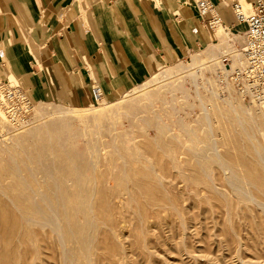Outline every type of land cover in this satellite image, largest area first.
Instances as JSON below:
<instances>
[{
	"label": "rangeland",
	"instance_id": "1",
	"mask_svg": "<svg viewBox=\"0 0 264 264\" xmlns=\"http://www.w3.org/2000/svg\"><path fill=\"white\" fill-rule=\"evenodd\" d=\"M246 32V23L241 33L215 27L213 40L189 58L163 67L115 100L74 108L27 92L33 105L29 114L17 123L7 117L0 121V223L15 225L21 208L38 202L28 194L29 185L47 192L57 181L59 191L72 189L75 195L71 202H59L60 210L62 204L66 209L61 219L64 212L68 216L62 226L70 232L73 264H264V103L246 97L233 80L246 61L231 69ZM6 79L29 89L15 76L1 81ZM97 156L96 181L91 164ZM232 162L241 168L234 170ZM70 216L83 234H98L92 263L72 234ZM2 224L1 237L10 234ZM46 228L40 232L49 233ZM8 244V250L4 245L0 250V264L1 254L13 249ZM47 254L44 263L61 264L56 247Z\"/></svg>",
	"mask_w": 264,
	"mask_h": 264
},
{
	"label": "crops",
	"instance_id": "2",
	"mask_svg": "<svg viewBox=\"0 0 264 264\" xmlns=\"http://www.w3.org/2000/svg\"><path fill=\"white\" fill-rule=\"evenodd\" d=\"M252 1L211 0L221 25L240 33L233 4ZM213 31L193 0H0V81L12 75L36 99L84 108L93 89L118 99Z\"/></svg>",
	"mask_w": 264,
	"mask_h": 264
},
{
	"label": "bare ground",
	"instance_id": "3",
	"mask_svg": "<svg viewBox=\"0 0 264 264\" xmlns=\"http://www.w3.org/2000/svg\"><path fill=\"white\" fill-rule=\"evenodd\" d=\"M245 5V4H244ZM245 9H246V11L247 12H250L252 9H251V5L249 4V3H247L245 6ZM218 28H220V27H222V29H223V26L219 23V24H217L216 25ZM247 35V34H246ZM244 48H245V45L240 49V50H237V54H236V57H234L233 58V63H231L232 64V66H231V69H236L239 65H243L244 63H245V61H246V66H247V59H246V56L244 55ZM230 67V66H229ZM246 68V67H245ZM244 68V69H245ZM262 103H264V101H262ZM113 109V108H112ZM118 111V110H117ZM82 112V111H81ZM206 112V111H205ZM60 114H63V115H65V113L64 112H61ZM104 114V113H103ZM207 114V113H206ZM108 116V115H107ZM107 116H105V117H107ZM6 118V116H5V114H4V112H3V110L0 108V121H1V119L2 120H4ZM97 118V117H96ZM208 119V118H207ZM209 121V120H208ZM209 123H210V121H209ZM210 129H211V127H210ZM32 133V132H31ZM30 133V134H31ZM34 133H32V135H33ZM35 135V134H34ZM207 136V135H206ZM212 136H213V134H212ZM251 136V135H250ZM250 137H248V139H249ZM251 139V138H250ZM215 140H216V138H215ZM214 141V140H213ZM232 141V140H231ZM215 142V143H214ZM213 143V145L212 146H216L217 147V145H216V141H214ZM115 143V142H114ZM114 143L111 145V146H113V148H115L114 147ZM100 145V144H99ZM99 146H97V148H98ZM94 148V147H93ZM93 148L91 149V150H93ZM95 149V148H94ZM105 149V148H104ZM106 149H107V147H106ZM214 149V148H213ZM216 149V148H215ZM245 149V148H244ZM247 150V149H246ZM103 151H101V154L103 155V153H102ZM216 154H217V156H219L218 155V153H217V149H216ZM257 152L259 153V151L257 150ZM100 153V152H99ZM99 153H97V155L99 154ZM14 155V154H13ZM16 155V154H15ZM14 155V156H15ZM93 155V154H92ZM94 155H95V153H94ZM101 155V156H102ZM17 156V155H16ZM101 156H99V157H101ZM224 156V155H223ZM234 157H236L235 155H233ZM250 156V155H249ZM21 157H24V158H26L25 156H21ZM42 157V156H41ZM40 157V158H41ZM92 157V156H91ZM94 157V156H93ZM98 157V156H97ZM96 158L97 160L95 161H93L92 160V164H91V166H92V170H93V172L95 173L94 174V176H95V178H96V181L98 180V175H97V172H98V169H97V165H98V163H99V159L100 158ZM194 157V156H193ZM209 157V156H208ZM233 157V158H234ZM12 158V157H11ZM20 158V157H19ZM19 158H16V160L17 159H19ZM227 158V157H226ZM226 158H224V161L225 160H227ZM237 158V157H236ZM13 159H15V158H13ZM30 159V158H29ZM123 159V158H122ZM221 159V158H220ZM231 159V158H230ZM15 160V162L17 163V161ZM26 160V159H25ZM25 160H23V161H25ZM234 160V159H233ZM238 160V159H237ZM243 160V159H242ZM248 160V159H247ZM263 161H264V159H262ZM18 161H20V160H18ZM31 161V160H30ZM40 161V160H39ZM26 162V161H25ZM74 162V161H73ZM75 162H77V161H75ZM221 162V161H220ZM228 162V161H227ZM222 163H223V161H222ZM233 164H231L232 166H233V169L235 170L236 169V166H235V164H234V162H232ZM242 163L243 162H241V166H244V165H242ZM245 163V162H244ZM15 164V163H14ZM41 164H43V162L41 163ZM49 164V163H48ZM18 165H20L19 163H18ZM17 164H16V168H17V166H18ZM33 165V164H32ZM40 165V164H39ZM223 165H225V167L224 168H227V170L228 169H230L231 168V166L229 165V164H227V163H223ZM237 165V164H236ZM21 166V165H20ZM26 166V165H25ZM41 167L42 166H44V164L43 165H40ZM40 166H38V167H40ZM135 166V165H134ZM234 166H235V168H234ZM239 166V165H238ZM11 167H13V166H11ZM29 167V166H28ZM28 167L26 166V168H27V170H29L28 169ZM37 167V166H36ZM44 167H46V166H44ZM221 167H222V165H221ZM18 168H20L19 166H18ZM241 167L239 166V167H237V169H240ZM35 170H36V168H34ZM39 169V168H38ZM48 169H51V168H47V170ZM236 169V170H237ZM243 169H245V167H243ZM243 169H241V171H242V173H243ZM12 170V169H11ZM21 170V169H20ZM31 170V169H30ZM102 170V169H101ZM246 170H247V168H246ZM248 170H249V168H248ZM8 171V170H7ZM13 171V170H12ZM32 171V170H31ZM44 171V170H43ZM241 171H239L240 173H241ZM20 172V171H19ZM21 172H22V170H21ZM20 172V173H21ZM28 172V171H27ZM37 172V171H36ZM38 172L40 173L41 171H40V169L38 170ZM37 172V173H38ZM69 172H71V171H69ZM100 172H104L103 170L102 171H100ZM237 172V171H236ZM247 172H249V171H247ZM29 173V172H28ZM38 173V174H39ZM43 174L41 175L42 177H45L46 175L44 174V172H42ZM49 173V172H48ZM51 173L52 172H50V175H51ZM13 174V173H12ZM17 174V173H16ZM30 174V173H29ZM99 175H101L100 173H98ZM246 174V172H244V175ZM248 174V173H247ZM247 174H246V176H247ZM7 175V174H6ZM26 175V174H25ZM24 175V176H25ZM44 175V176H43ZM49 175V174H48ZM49 175V176H50ZM240 175H242V174H240ZM8 176V175H7ZM16 176V175H15ZM23 176V175H22ZM23 176V177H24ZM70 176V175H69ZM94 176H93V178H94ZM102 176V175H101ZM16 177H18V175L16 176ZM26 177V176H25ZM27 177H28V174H27ZM38 177V176H37ZM235 177V176H234ZM233 177V180L235 179ZM242 177V176H241ZM30 179H31V177H29ZM41 178V177H40ZM39 178V179H40ZM48 178V176L46 177V179ZM52 178V177H51ZM75 178V177H74ZM128 178V177H127ZM245 179H246V177H244ZM248 178V177H247ZM250 178V177H249ZM35 179H36V177H35ZM44 179V178H43ZM102 179V178H101ZM106 178H104V180H105ZM239 179H241L240 177H239ZM20 180H22V179H20ZM51 180V179H50ZM91 180V179H90ZM94 180V179H93ZM232 180V181H233ZM244 179H242V181H243ZM247 180V179H246ZM26 181V180H25ZM31 181V180H30ZM29 181V182H30ZM33 181V180H32ZM35 181V180H34ZM37 181V180H36ZM47 181V180H46ZM52 181H53V179H52ZM56 181V180H55ZM92 181V180H91ZM95 181V182H96ZM235 181H237L236 179H235ZM22 182H24V180H22ZM41 182L42 181H40V184H41ZM49 182V181H48ZM61 181H59V183H60ZM102 182V181H101ZM239 182V181H238ZM25 183V182H24ZM50 183H52V182H50ZM50 183H48V184H50ZM62 183V182H61ZM228 183V182H227ZM232 183V182H231ZM247 183V182H246ZM245 182H244V185L245 186H247L249 183H247L246 184ZM252 183V182H251ZM1 184V183H0ZM29 184H33V182L32 183H29ZM28 184V185H29ZM47 184V185H48ZM56 184L57 185H55V187L57 186V189H54L55 187L53 186V184H52V187H54V188H52V187H49L50 189H48V191L47 192H45V191H41V190H37L35 187L37 186L36 185V183H35V185H34V187H33V185H29V186H32V188L30 189V192L28 193V194H31L32 196H33V198H34V200L36 199L35 197H37L38 196V202L40 201L39 200V197L43 200V204L44 205H42L40 202L37 204V203H31V202H29V203H27L26 205H24L23 206V208H21V212H20V215H18L19 217H17V218H15V225H13V226H10V227H12V228H14V229H18L17 230V232L16 231H14V229H12V228H10V227H7L5 224H2V223H0V224H2V227L3 228H5L6 229V227H7V229H9V231H10V234L9 233H7V236H3V237H1L0 236V250L3 248V245H4V247L6 246V248L5 249H7V243H10V244H13V249L12 250H9V251H4L1 255H2V263L3 264H46V263H44V258H43V255L44 254H46V253H50V251H51V249L53 250V248L54 247H56L57 248V252H59L60 254H61V257H62V261L60 262L61 264H73L74 262H75V257H74V255H75V251H74V249H72L71 250V248H70V246H68V241L70 240V238H71V236L69 235V233H68V231H67V229H66V231H65V228L62 226V219H64L66 216V214L65 213H67V212H64V215L62 216L63 218L61 219V213H62V210L63 209H65V208H63V204H65V203H68V201L70 200V199H72V198H74L75 197V195H72V193L70 194V192L72 191V189L70 190V192L68 191L69 189H67V191L64 189V191L63 192H61V191H59L58 190V183H57V181H56ZM81 185H84L83 183H80ZM233 184V183H232ZM234 184H237V183H234ZM254 184V183H253ZM22 185V184H21ZM25 185H26V183H25ZM45 185H46V183H45ZM45 185H42L41 187L44 189V187H45ZM62 184H60V186H61ZM80 185V186H81ZM255 185H256V182H255ZM44 186V187H43ZM79 186V185H78ZM77 186V187H78ZM144 186V185H143ZM233 186V185H232ZM62 187V186H61ZM64 187V186H63ZM83 187V186H82ZM85 187V186H84ZM250 187V186H249ZM251 187H252V185H251ZM19 188V187H18ZM22 188V187H21ZM38 188H40V187H38ZM81 188V187H80ZM246 188H248V187H246ZM41 189V188H40ZM62 189V190H63ZM74 189H77V188H74ZM73 189V190H74ZM82 190L84 189V188H81ZM97 189V188H96ZM100 189V188H99ZM249 189V188H248ZM253 189V188H252ZM0 190H1V188H0ZM7 190H9V189H7ZM45 190V189H44ZM81 190V192H83ZM86 190H88V189H86ZM241 190V189H240ZM2 191V190H1ZM58 191H59V194H58ZM5 192V191H4ZM73 192V191H72ZM27 192L25 191V194H26ZM74 193V192H73ZM239 193V192H238ZM243 193H245V194H247L245 191H243ZM8 194H10V193H8ZM7 193L6 194H4V195H8ZM14 194V193H13ZM20 194H22V193H20ZM24 194V195H25ZM28 194H27V197L29 198V196H28ZM82 194H85V191L82 193ZM94 194V193H93ZM99 194H101V192H99ZM232 194V193H231ZM89 195H90V193H89ZM92 195V194H91ZM242 195V194H241ZM249 195V194H248ZM18 196V195H17ZM26 196V195H25ZM84 196V195H83ZM243 196V195H242ZM77 197H79V196H77ZM90 197V196H89ZM244 197H246V196H244ZM14 198V197H13ZM25 198V197H24ZM33 198H32V200H33ZM83 198V197H82ZM88 198V197H87ZM94 198V197H93ZM109 198V197H108ZM250 198L251 199H253L254 200V197L253 196H251L250 195ZM18 199V198H17ZM66 200L67 202H65L64 201V203L62 204V206H61V208H62V210H60V208H59V204L61 205V203H59L60 201H62V200ZM90 199V198H89ZM99 200V199H98ZM105 200V199H104ZM110 200H112V199H110ZM109 200V201H110ZM162 200V199H161ZM249 200V199H248ZM252 200V201H253ZM88 201V200H87ZM100 201H102L101 199H100ZM18 202H21V201H18ZM23 202V201H22ZM21 202V203H22ZM35 202V201H34ZM69 202H71V200L69 201ZM75 202V201H74ZM84 202V201H83ZM94 202V201H93ZM103 202V201H102ZM107 202H108V200H107ZM245 202V201H244ZM243 202V203H244ZM76 203V202H75ZM91 203V202H90ZM110 203H111V201H110ZM110 203H109V205H110ZM11 204H12V202H11ZM36 204V205H35ZM73 204V203H72ZM78 204V203H77ZM102 204V203H101ZM20 205V204H19ZM70 205H71V203H70ZM69 204H68V209H69V206H70ZM104 205V204H103ZM109 205H107V206H109ZM11 206H13V205H11ZM66 206V205H65ZM80 206V205H79ZM89 206H91L92 207V204L91 205H89ZM99 206V205H98ZM106 206V205H105ZM174 206V205H173ZM13 207H15V206H13ZM45 207H47L48 208V210L45 208ZM76 207H77V205H76ZM85 207V206H84ZM83 207V208H84ZM86 208V207H85ZM93 208V207H92ZM105 208H107V207H105ZM105 208H104V210H105ZM109 208V207H108ZM107 208V209H108ZM16 209H17V207H16ZM73 209V208H72ZM97 209V208H96ZM111 209V208H110ZM18 210H20V209H17V213H18ZM66 210V209H65ZM65 210H63V211H65ZM70 210H71V206H70ZM70 210H68L69 212H70ZM73 211V210H72ZM91 211L93 212L94 210L93 209H91ZM91 211H89V213H91ZM96 211V210H95ZM109 211H111V210H109ZM140 211V210H139ZM14 212V211H13ZM73 212H75V211H73ZM86 212V211H85ZM112 212V211H111ZM111 212H108V213H110L111 214ZM143 212V211H142ZM70 213H72V212H70ZM95 212H93V214H94ZM102 213V212H101ZM112 213H114V212H112ZM73 215V214H72ZM89 215H91V214H89ZM109 215V214H108ZM113 215V214H112ZM65 216V217H64ZM15 217V216H14ZM90 217L91 216H89V219H90ZM70 218H71V216H70ZM92 218V217H91ZM94 220L92 219V221H94V222H97L96 221V216L94 215ZM66 219V218H65ZM72 220H73V217L71 218ZM4 220V219H3ZM67 220H68V216H67V219H66V222H67ZM1 221V220H0ZM82 221V220H81ZM88 221V220H87ZM2 222V221H1ZM7 222V221H6ZM63 222H65V221H63ZM72 223H69V224H73L72 225V227L70 228L69 226V228L70 229H72L73 231V235H77V239L79 240L78 242H80L81 243V250H83V255L84 256H86L85 258H86V260L88 261V262H93V260H92V258H91V256L93 255V254H96L97 255V253L95 252V253H93V251H94V249H95V236L96 235H98V234H92V232L91 233H88L87 235H85V234H83V232H80L79 230H80V227H79V225H76L75 223H74V220L73 221H71ZM9 223V222H8ZM68 223V222H67ZM68 224V225H69ZM92 224H95V223H92ZM99 224V223H98ZM9 225V224H8ZM35 225H37L38 227H41V228H45V227H47L46 229H47V231H51V233L53 234V233H55V234H53L55 237H53L52 236V234L50 233V231H49V233L47 232H45V234H43L42 232H40V229H37L38 227H36ZM1 226V225H0ZM74 226V227H73ZM65 227H67V225L65 226ZM94 227V226H93ZM99 227H98V225H96V232L99 230L98 229ZM6 229V230H7ZM3 230V229H2ZM44 231H46V230H44ZM77 231H79V232H77ZM88 232V231H87ZM1 233H4V232H1ZM98 233V232H97ZM1 235V234H0ZM86 236V237H85ZM67 237V238H66ZM99 237V236H98ZM76 238H74V239H76ZM71 241H73V240H71ZM101 243V242H100ZM10 244H8V245H10ZM70 244H72V243H70ZM77 244V243H76ZM97 244H99V243H97ZM104 244V243H103ZM54 246V247H53ZM76 246H78V245H76ZM53 247V248H52ZM58 247H60L59 249H58ZM74 247V246H73ZM72 247V248H73ZM98 247V246H97ZM102 248V247H101ZM100 248V249H101ZM4 249V248H3ZM11 249V248H10ZM77 249V248H76ZM80 248H78V251H80L79 250ZM97 249V248H96ZM102 250V249H101ZM98 251V250H97ZM111 251V250H110ZM53 253V252H52ZM103 253H104V251H103ZM109 253H111V252H109ZM109 253H107V254H109ZM47 254V255H48ZM50 255V254H49ZM48 255V257H50ZM99 255H100V253H99ZM60 256V255H59ZM98 256V255H97ZM107 256H109V255H107ZM94 257V256H93ZM117 257V256H116ZM78 258L80 259V257L78 256ZM82 258V257H81ZM53 259V258H52ZM57 259V258H56ZM82 260H85V259H82ZM80 261V260H79ZM94 261H95V259H94ZM98 261V260H97ZM38 262H41V263H38ZM56 262V261H55ZM48 263H50V264H52L50 261H48ZM77 263V262H76ZM95 263V262H94ZM98 263V262H97Z\"/></svg>",
	"mask_w": 264,
	"mask_h": 264
},
{
	"label": "built area",
	"instance_id": "4",
	"mask_svg": "<svg viewBox=\"0 0 264 264\" xmlns=\"http://www.w3.org/2000/svg\"><path fill=\"white\" fill-rule=\"evenodd\" d=\"M193 2L206 20L207 27L215 30L217 24H223L211 0ZM250 5L252 10L247 12L241 2L233 4L237 22L247 25L244 48L247 66L232 76L242 94L264 101V0H253ZM93 97L96 102L102 100V94L96 88L93 89ZM0 107L10 121L17 123L29 114L33 105L22 87L6 79L0 81Z\"/></svg>",
	"mask_w": 264,
	"mask_h": 264
}]
</instances>
